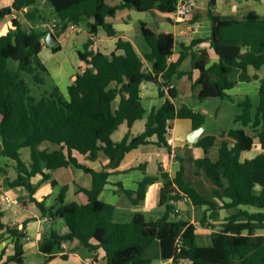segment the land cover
Listing matches in <instances>:
<instances>
[{
    "label": "trees",
    "instance_id": "1",
    "mask_svg": "<svg viewBox=\"0 0 264 264\" xmlns=\"http://www.w3.org/2000/svg\"><path fill=\"white\" fill-rule=\"evenodd\" d=\"M40 1L14 0L12 6L0 7V23L12 17L14 12H23L29 23H41L38 27L25 28L21 20L12 18L8 32L0 34V158L14 160L18 172V176L14 180L7 179L6 184L9 188L24 189L43 216L49 221L62 220L69 229L64 235L52 229L41 241L40 251L51 259L62 251L63 244L78 241L89 252L103 251L107 264H153L154 260L146 254L158 242L160 248L156 259L172 260L173 264L182 260L192 264H264V235L257 234L259 229H264V77L258 91V106L255 108L249 96L239 103L242 114L235 122L242 128L225 131L219 136L222 141L217 145L216 161L208 155L216 146L217 136L204 135L193 145L203 150V156L193 162L197 174L203 172L212 182L214 187L210 195L202 194L187 181L184 159H180V169L174 178L160 169V176L146 175L136 190L126 189L121 183L116 185L132 204L139 205L145 201L149 187L163 180L159 205L165 206L166 212L161 218L148 221L138 213L131 222H117L115 205L101 199L104 190L112 185L109 177L119 172L117 169L126 154L149 144L171 151L167 138L171 121L189 119L194 129L206 124L205 114L187 105L177 107L174 104L173 100L179 95L174 87L168 91L165 103L149 114L142 134L136 137L127 134L121 142H115L112 137L120 126L126 123L132 128L145 117L142 84L155 83L159 95L165 96V88L176 79L192 78L191 72L181 70L183 62L191 56L192 68L200 72L192 85L193 91L199 89L197 98H229L227 92L239 82L259 79L257 74L249 75L250 68L257 72L264 70V16L255 11L241 19L209 15L211 47L219 61L208 67V55L197 56L191 46L183 47L179 58L170 61L175 48L173 34H157L144 22L141 33L149 52L143 57L131 42L121 38L117 40L116 51L110 55L95 48L100 29L109 37L117 38V32L108 20L115 18L118 12L156 10L172 14L180 0H121L116 5H111L108 0H46L57 17L51 29L41 27L50 20L36 7ZM30 7L33 9L26 11ZM83 23L87 24L91 36L84 50L77 53L80 66L68 87L69 98L58 86L40 98L32 96L23 74L33 76L38 85H44L45 75H49L40 58L44 46L42 40L52 30L61 37L72 25L80 27ZM52 50L60 51V44ZM11 62L17 63L15 70L10 67ZM247 128L256 136L250 135ZM155 136L157 141L152 143ZM256 138L262 152L243 160V153L253 149ZM46 143L57 148L39 150ZM25 148L32 149L29 164L21 157ZM78 155L91 162L104 155L109 162L101 171H96L82 164ZM69 167L92 176L90 189L79 187L77 190L86 202H67L69 186L65 185L56 203L47 207L45 200L39 201L35 197L37 187L32 180L41 175L43 181H49L52 177L48 171ZM0 171H3L2 167ZM52 185L57 182L52 181ZM183 199H188L194 207L205 209L201 226L214 230L209 245L198 244V228L189 220L171 219L173 213L175 218L179 216L173 203ZM242 207L260 211L249 212ZM220 209H235L236 212L217 229L209 220H216ZM2 217L3 211H0V231L15 240V250L7 258L4 250L0 260L3 264H22L28 237L27 223L12 227L4 224Z\"/></svg>",
    "mask_w": 264,
    "mask_h": 264
},
{
    "label": "crops",
    "instance_id": "2",
    "mask_svg": "<svg viewBox=\"0 0 264 264\" xmlns=\"http://www.w3.org/2000/svg\"><path fill=\"white\" fill-rule=\"evenodd\" d=\"M120 1L121 0H111L110 2V0H108V3H110L111 5H116V4H119ZM13 2L14 0H0V7L3 8L7 6H12ZM32 9L33 7H30L26 9V11L32 10ZM250 11H255L259 15L264 16V0H212V2L208 0H204L200 3L194 0L193 6L186 17H179L176 12L172 14H167V13H162L156 10L150 11V12H138L136 10H123V11L118 12L115 18H110L108 20L113 25L114 29L117 32V38L109 37L103 29H100L96 36L95 48L106 55H110L116 51L117 40L121 38L124 41L131 42L133 46L135 47L136 51L140 54V56L143 57L147 52H149V48L147 49L141 41V38H143L142 33H141V23L144 22L157 34H161V33L173 34L174 39H175V48H174V54L170 58V61H176L179 58L180 51L183 47L191 46L192 47L191 51L197 56H200L202 53H206L208 55L209 57L208 67H209L213 65L214 63L218 62L219 58L211 47L212 23L208 16L211 14H214V15H220V16H226V17L233 16V17L241 19L245 17ZM12 18H18L19 20H21L25 28H29L31 26L38 27L36 23H29L27 20H25L23 12H14L12 17H8L4 21H2V23H0V34L3 35L8 32V30L11 27ZM56 18L57 17L54 18L53 20L54 22H56ZM44 25H47V24H44ZM44 25H41V27H43ZM48 25H50V23H48ZM48 25L47 27L50 28V26ZM71 31H76V30L70 29L64 35H62L61 37H58L56 33L52 30V32L55 33L58 39L57 45L60 44L61 50L58 52H54L52 50V47L48 46L47 42L45 41L46 43L44 44L43 50L40 54V58L41 56L44 57V59L42 58L43 59L42 61L47 66L49 75H51L52 72L54 71V68H52V66L56 68V72H58L56 76L57 86L60 88V90L63 92L66 98H69L68 87L73 83L76 73H77V68L74 66L73 62L70 61V66H67V65L64 66V63L66 64L67 56L64 55L66 49L64 48L63 44H65L66 41L64 40H66L69 37V33ZM78 31L81 32V26L78 27ZM88 35L90 38L91 35L89 34V32H88ZM178 47L180 48L179 50H178ZM117 53L122 54L123 52L117 51ZM192 60H193L192 57L189 56L183 62L181 66L182 71L192 73V78L190 79L187 76H185L181 79H176L173 82V84H171L173 87L177 88L179 92L178 98L173 100L174 104L177 107H181L182 105H187L184 102L183 104H177V101L181 100L180 98L182 95V90L179 85V82H181V84L183 83L185 87V91L188 92L187 96L197 98V94L199 92V89H197L196 91L192 90L193 83H195L197 79L200 77L199 70L192 68ZM256 74L259 76V79H256V80L254 79L252 80V82H239L235 86V88H233L232 90L228 92L235 91V89H237V87L240 86L241 84L242 85L248 84L250 86H252L253 84L254 93L258 94V91L261 85V79L264 77V70L257 72L253 68L249 69V75L254 76ZM149 84L156 86L158 97L150 96L149 98H144L145 94L142 91V104L146 110L144 119L140 120L142 122V125H138V122H140L138 121L133 125L132 128H129L128 125L124 123L122 126H120L119 130L112 137L115 142H121L125 138V136H127V134H129L131 137H136L142 134L145 131L146 120L149 114L153 110H158L165 103L168 97L167 94H165V96L163 97L160 96L157 85L155 83H149ZM117 102H119V99L117 100ZM169 126L172 129L171 134H173L172 141L169 140V137L171 134L167 136L168 141L171 145V151L168 150L167 148L159 147L155 144L140 146L138 149L133 150L132 152L126 154L120 167L117 169L119 172L113 173L109 177L108 181L112 185L108 186L104 190V192L101 195V199L104 198L105 200L104 199L103 200L105 202L115 205L116 207L115 214L117 213L119 209H121V207H125V209L135 210L129 207L127 201H124L125 199H123V196H126V195L123 193L122 190L116 187L118 183L123 184V186L126 189L136 190L138 187V183L142 181L146 175L160 176V169H163L164 172H167L170 174L171 178H174L176 176L177 171L180 169V159H183V156L184 154H186V152L189 151V152H194V154H197L198 156L195 157V159H198L203 156L204 154L203 150L201 148L193 146L187 140V134L194 130L193 122L191 120L176 119L174 121H171L169 123ZM222 133L207 134L206 132H204L202 137L204 135L217 136L218 139L216 141V146L213 147L212 149H217V152H218L217 145H219L222 141V139L219 138V136ZM183 135L185 136L183 137ZM252 135L256 136V133L254 132ZM116 136H119V139H116ZM156 141H157L156 136L151 139L152 143H155ZM230 143L233 145L234 141L231 140ZM45 148H50L51 150H54L57 147L56 146H45ZM261 152H262V149L260 147L259 140L258 138H256L253 149L247 152L248 154L243 153L242 159L243 160L252 159ZM175 153H176V156H175ZM251 154H254V155L251 156ZM176 157L178 158V160ZM78 158L82 160L83 162H87V161H84L83 157L80 155H78ZM89 162L93 163L92 164L93 167L91 166V164H88L87 165L88 167L96 171H101L103 167L106 164H108L109 160L106 156L101 155L97 161L95 162L89 161ZM61 169H64V168H61ZM61 169H58V170H61ZM2 172L6 173V170L3 169ZM48 173L51 175V177H53L52 172L48 171ZM15 178L7 175L5 180L0 181V184L3 185L4 191L8 192L10 196L18 198L20 200L21 205H22V212L15 213L13 210L3 211L2 222L12 227L14 226L22 227L24 223H27V235L30 238V240L29 241L26 240V243L24 246L25 251H26L25 260H24V263H22V264H26V259L31 254H36V252L43 254L40 251V243L43 240V238L52 229H54L53 228L54 224H58V225L62 224L61 232L57 231L61 235L68 233L69 229L62 220H51L48 222H44L43 219L47 217L43 216L41 211L36 206V204L31 202L28 192H26L22 188H9L7 186L6 180L7 179L14 180ZM52 181H56L57 185H61V183L58 182V180L56 179H51L49 181H43L41 175L37 176L36 178L32 180L33 185L37 187V192H36L35 197L39 201L45 200V202H47L49 197H51L52 193H50L49 191H52L54 187L52 185ZM65 185L69 186V190L67 192V198H66L67 202H76L78 204H83L86 202V199L84 195L78 194L77 190L79 187L90 189L92 187V176H91L90 186L80 185L79 183L76 182V180H73L72 184H69V183L63 184L62 187ZM163 185H164V181L160 180L159 182L150 186L147 191L145 201L139 205H134V204L133 205L138 206V207L140 206L145 211H149V212L155 211L158 208H164L165 206L161 207L159 205L160 192H161ZM41 187L46 188V190L40 193L39 188ZM71 191L74 195V198H73L74 200L69 201L68 193ZM77 199H81V202H77ZM183 201L190 202L188 199H183L182 201L173 203V205L176 208L175 211H178V214L180 213L179 208L182 205ZM219 204L222 205V203L220 202ZM242 209L248 210L249 212L260 211L259 209L254 208V207H242ZM232 210H235V209H232ZM232 210L220 209L218 210V214H219L218 218L216 220L210 219L209 221L210 222L212 221V223L216 225L217 229H220V225L225 222V219L236 212L235 211L234 213H231ZM140 214H143V213H140ZM209 214L210 212H208V215ZM172 215L174 216V213ZM186 220H189V219H186ZM189 221L190 223H193L194 225H196L193 220H189ZM199 230L200 229L198 228L197 234L200 236ZM207 230H210V229L206 228L205 231ZM3 232L4 231H0V235H1L0 257L3 251L6 250L7 251L6 258H7L14 253V250H15L14 241L15 240L12 237H10L9 234H4ZM213 232H214L213 229L210 230V235ZM43 256L45 255L43 254ZM63 256H66V258H64ZM100 260H103L104 262H106V260L104 259L103 251L99 250V251L89 252L83 249L80 246L78 241L63 244L62 251L50 259V261L53 263L54 262L56 263L57 261H61L64 264H100ZM0 264H3L1 260H0ZM10 264H15V263H10ZM153 264H173V261L172 260L164 261V260L156 259L153 261ZM179 264H192V263L188 260H182Z\"/></svg>",
    "mask_w": 264,
    "mask_h": 264
},
{
    "label": "rangeland",
    "instance_id": "3",
    "mask_svg": "<svg viewBox=\"0 0 264 264\" xmlns=\"http://www.w3.org/2000/svg\"><path fill=\"white\" fill-rule=\"evenodd\" d=\"M197 2H202L204 0H196ZM211 1L212 0H208ZM111 2V0H110ZM36 7L40 9V12L42 13L43 16L47 17L50 20V29L55 23L53 20L56 17V14L54 12V9L50 3H48L46 0L40 1ZM2 23V22H1ZM37 26H39L41 23L37 21ZM4 25V24H3ZM44 25V24H43ZM46 25L45 28H48ZM44 28V27H43ZM140 30V28H139ZM88 28L87 24L83 23L81 25V32L78 30L76 31H71L69 33V37L64 40L66 41L65 44H63L65 50V54L67 57L66 59V64L64 63V66H70V61L73 62L74 66L78 68L80 66V62L78 60V51H83L84 44L88 42ZM141 41L143 45L148 49V45L146 44L144 38H141ZM180 48L178 47V50ZM44 57L41 56V60H43ZM10 67L15 70L17 68V63L11 62ZM54 68V71L52 72L51 75H45V84L44 85H38L33 76L29 74H23V79L26 81L28 84L30 90H31V95L40 98L45 94V92L52 90L55 86H57V81H56V76L58 72H56V68ZM252 82V80L250 81ZM179 85L182 90V95H181V100L177 101V104H187L191 108H193L196 112H200L206 115V133H214V134H220L225 131H229L231 129H238L242 128V125L240 123H236L235 120L236 118L242 114V109L239 106L240 102H243L247 96H249L254 105L255 108L259 104V96L258 94L254 93V85L252 86L248 84H241L240 86L235 89V91L227 92L229 95V98L226 99H220V98H210L206 100H199L196 97H189L187 96L188 92L185 91V87L183 83L179 82ZM142 91L146 95H144V98H149L150 96H157V89L156 86H153L152 84H149L147 82H144L142 84ZM254 108V111H255ZM141 123V124H140ZM138 125H142V122H138ZM247 132L252 135L254 131L250 128L246 129ZM171 134V133H170ZM173 134L170 135L169 140L172 141L173 139ZM189 133L187 134L188 138ZM185 135H183L184 137ZM181 137V138H183ZM116 139H119V136H116ZM2 144V138L0 136V145ZM45 146H53L51 143H46L43 144L42 146L39 147V150H42L45 148ZM177 152V151H176ZM217 149H212L210 151L209 158L215 161L218 157L217 154ZM247 153V152H246ZM248 154V153H247ZM254 154H251V156ZM176 156V153H175ZM197 154H194V152H186L184 154L183 159H184V164L186 166V179L187 181L192 182V184L197 188L198 191H200L202 194L205 195H210L213 189V184L212 182L206 177V175L201 172L200 174H197V167L195 166L193 160L195 157H197ZM21 157L23 161L26 164H29L32 160V149L31 148H25L22 149L21 151ZM83 157V156H82ZM177 158V157H176ZM84 161L80 160L82 163L88 165L91 164L93 167V163H90L85 157H83ZM178 160V158H177ZM178 165V164H177ZM0 167L6 170L5 172L0 171V181L5 180L6 176H10L15 178L18 174L17 169H16V162L10 158L7 157H1L0 158ZM52 179L58 180V182L61 183V185H55L53 187L52 191H49L52 193L51 197L47 200V207H51L56 203V199L60 194L61 188L63 184L69 183L72 184L73 180H76L77 183L83 186H90L91 185V176L84 173L83 171L76 170L72 167L70 168H64L61 170H55L52 171ZM46 188L41 187L39 188V192H44ZM74 195L71 192L68 193V200H74ZM104 199V198H103ZM102 199V200H103ZM124 201L128 202V205L130 208L135 209V210H130V209H125V207H121L115 214V220L117 222H131L134 218V215L137 213H143L144 216L147 218V220H157L163 216V214L166 212V208H158L155 211L149 212L145 211L142 207L134 206L129 199L126 196H123ZM105 200V199H104ZM103 200V201H104ZM77 202H81V199H77ZM122 206V205H120ZM123 208V209H122ZM180 213L179 217L175 218L173 215L171 217L172 220H193L196 224V226L200 229V236L198 240V244L202 246L209 245L211 242L210 238V230H212V227L207 228L210 230L205 231L206 228H203L201 226V221L204 218L205 215V209L204 208H198L194 207L190 202L188 201H183L182 205L179 208ZM235 210H232L231 213H234ZM225 213V212H224ZM211 225H215L214 223L209 222ZM54 230L57 232H61L62 224H54L53 225ZM258 235H264V229H259L257 231ZM32 247V246H30ZM34 247V246H33ZM159 243L156 242L153 247L147 252L146 256L149 258H152L153 260H156V253L159 252ZM45 262V263H43ZM26 264H64L61 261H57L56 263L51 262L50 259L45 258L43 254H40L39 252H36V254H31L29 257L26 259ZM100 264H106L103 260H100Z\"/></svg>",
    "mask_w": 264,
    "mask_h": 264
},
{
    "label": "built area",
    "instance_id": "4",
    "mask_svg": "<svg viewBox=\"0 0 264 264\" xmlns=\"http://www.w3.org/2000/svg\"><path fill=\"white\" fill-rule=\"evenodd\" d=\"M194 0H180L177 5L176 13L179 17H186L188 13L190 12L192 6H193ZM44 28L46 25L43 26ZM72 30H78V27L75 25H72L70 27ZM46 39L44 38L42 40L43 45L46 43ZM174 88L172 85L169 87H166L164 92L165 94H168V91L170 89ZM172 129L168 125L167 127V133L168 135L171 133ZM6 210H13L15 213H21L22 212V205L18 198L12 197L8 194V192L4 191L3 185L0 184V211H6ZM178 212V211H176ZM44 222H48L49 218H44ZM27 241L30 240L29 237L26 239Z\"/></svg>",
    "mask_w": 264,
    "mask_h": 264
},
{
    "label": "water",
    "instance_id": "5",
    "mask_svg": "<svg viewBox=\"0 0 264 264\" xmlns=\"http://www.w3.org/2000/svg\"><path fill=\"white\" fill-rule=\"evenodd\" d=\"M46 42L47 45L50 47H54L57 45L58 43V39L55 35L54 32H50L47 36H46ZM206 127L205 126H201L200 128L194 129L193 131H191L188 135V142L192 145H195L199 142V140L201 139L202 135L205 132Z\"/></svg>",
    "mask_w": 264,
    "mask_h": 264
}]
</instances>
